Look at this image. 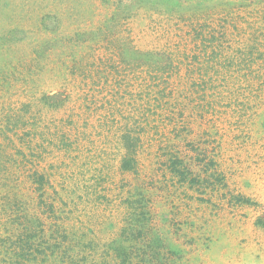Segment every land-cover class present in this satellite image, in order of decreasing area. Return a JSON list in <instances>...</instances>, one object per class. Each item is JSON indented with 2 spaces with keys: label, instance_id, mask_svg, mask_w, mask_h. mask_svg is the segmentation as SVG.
I'll use <instances>...</instances> for the list:
<instances>
[{
  "label": "rangeland",
  "instance_id": "1",
  "mask_svg": "<svg viewBox=\"0 0 264 264\" xmlns=\"http://www.w3.org/2000/svg\"><path fill=\"white\" fill-rule=\"evenodd\" d=\"M239 6L249 12L236 30ZM222 21L223 45L244 53L205 49L219 43L203 42L201 28ZM254 58L264 73V0H0V205L31 195L43 174L47 195L60 194L59 234L33 232L40 245L54 231L45 241L59 264L73 263L69 244L76 264H264V102L254 88L206 91L217 104L201 119L176 113L177 135L161 123L175 90L208 89L190 71L219 69L220 85Z\"/></svg>",
  "mask_w": 264,
  "mask_h": 264
},
{
  "label": "trees",
  "instance_id": "2",
  "mask_svg": "<svg viewBox=\"0 0 264 264\" xmlns=\"http://www.w3.org/2000/svg\"><path fill=\"white\" fill-rule=\"evenodd\" d=\"M240 7L242 6H239L237 11H233L236 16L235 17L236 23L232 24V27H234L236 30L238 29V22L246 19V17H248L247 15L249 12L247 10H241ZM223 23L224 22L222 21V24H219L217 28L214 27L213 29H210L209 27L201 28L199 32L200 36L204 38L203 42L219 43L216 46L215 45L212 46L210 44V47L205 48L206 50L210 48L215 50L218 46L221 47L220 50L213 51V54L215 55L216 59H218L219 57L223 59V55L225 51H232L239 54L244 53L242 49H238V48L228 49L227 46L223 45V43L229 42L230 40L226 32L227 27L224 28L225 23L224 24ZM198 38L199 37L197 36V39ZM250 41H254L253 38L252 39L248 38V42ZM249 53L251 54L253 53V48H251L247 52V54ZM208 59L211 58L208 57ZM232 59L236 60L234 56ZM254 60L255 58L253 59V61L252 60L247 61L248 66L246 67L245 66L239 67V70H242L241 72L234 71L229 77L228 74H226V76L222 78V82L224 83H221L220 85L217 84V82L221 81V77H219L221 70L219 69L214 70L213 68L214 74L210 73L209 71H204L203 73L190 71L192 75L197 77V79L205 83L206 86L208 85V89H205V87L203 86L202 88L204 89V92L202 93L201 97H199L200 94L198 90H196L195 88L180 87L178 90H175L176 88H174V90L176 91L175 93L178 94V98H176L175 102L171 100L169 102L171 107V109L169 110L171 116H167L169 122H166V120L161 121L162 124H165L164 132H166L167 127L169 130V128L172 125H173V129L171 130V132H174L176 135L177 133H179V130L180 132L184 131L185 122H183V119L180 121L177 120V118H175L176 113L180 117L189 115L191 119L193 116L194 118L195 116H198V119H201L203 116L205 117L206 114L210 113V109L208 108V106L212 107L214 103L217 104V101L214 102L210 101L207 103L205 100L206 99L205 93L208 90H212L213 92H215L216 89H218L219 86L222 85L228 86L229 84H232L233 89L235 90L243 89L242 84H245V87H253L254 90L256 91V95L254 96V98L264 102V73H262L259 68L258 70L256 69V67L253 66L255 64ZM213 63L214 64L209 63L208 65L210 67L213 66L217 67L216 64L218 63L216 62ZM228 64L235 65V63L232 61H230V63ZM179 78L180 80L184 79L182 75H180ZM174 90L169 95L167 94V96L170 97L173 94ZM184 98L187 99V102L184 101ZM203 101H205L206 103ZM186 110H188V114H186ZM189 110L191 111V113L189 112ZM216 112L218 111L216 110ZM63 124L65 125L64 122ZM154 129L156 131H159L160 126L156 125L154 126ZM141 130L145 131L146 127H142ZM163 136L164 135L162 133L161 137ZM61 140L63 141L64 139L62 138ZM69 143L70 142L65 143V147H68ZM167 166L168 169L171 168L170 170L171 171L173 170L172 165L168 164ZM96 169L97 172L99 173V174L96 173V179L98 178L97 183L98 185L102 186V184L107 181L106 178L103 176L106 175L105 173L106 170L105 168H96ZM122 169H123V173L126 172L131 173V171L134 170V165L130 160V156L128 157L126 156L124 158ZM39 176L41 182H39L38 185L34 182V186H28L31 189V195L24 197L22 194H20L19 196H17V198H15L14 202H10V201L6 202L5 196H2V199L4 200V206L3 203L0 205V229L1 230L3 229L5 233L3 234V237H2V233H0V256H1L0 264H59L60 257L58 256V254L60 253V251L57 252V248L59 249V247L56 246V244H52L49 241H45V240H49L50 238H52L53 237L52 235H54V231L57 232L60 228V225L58 224L57 216H55V213H51L54 212L53 202L56 199L54 197L58 195L60 196V194H58V191L55 190L53 195L52 194L47 195L46 188L44 187L45 182L43 181V177L45 176L43 174H40ZM122 181L123 184L129 183L130 178L125 177L122 179ZM110 183H114V182L111 181ZM13 186L17 187V184H14ZM145 191H146V187L144 185L143 187L140 186V190L138 192V195L142 197L139 199L140 204H142V201L145 198ZM139 207H145V206H139ZM9 211L13 212L15 219L12 218V214H9ZM146 213L147 212L145 210H141L140 212H138V216H141ZM137 220H138V224L140 225V223L143 224V222L146 220V217H140ZM33 230H50V231L54 230V231H52L53 234L51 235L50 238L47 237L43 238V236L39 237L42 240L40 242V245H38L39 243L37 242L36 237L42 231L34 233ZM142 234L143 233H140V236H142ZM62 236L63 238H66L65 234H63ZM87 247L90 248V246ZM147 247L150 248V245L147 244L146 248ZM87 249L88 248H84V249L81 248L79 254L85 251L86 253L89 254ZM64 252H66V254L68 255L67 259L72 261L73 262L72 264H76L77 260H76L75 246L69 244L68 248L64 249ZM2 254L6 257V260L3 259ZM14 257H16V262L12 261ZM40 258H42V260H39Z\"/></svg>",
  "mask_w": 264,
  "mask_h": 264
}]
</instances>
